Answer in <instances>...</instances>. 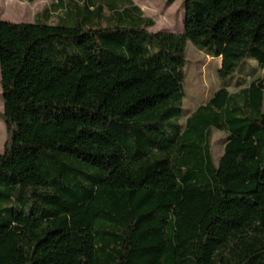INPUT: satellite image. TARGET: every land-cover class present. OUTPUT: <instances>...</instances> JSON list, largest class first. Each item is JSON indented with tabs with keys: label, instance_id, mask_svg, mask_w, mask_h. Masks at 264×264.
<instances>
[{
	"label": "trees",
	"instance_id": "trees-1",
	"mask_svg": "<svg viewBox=\"0 0 264 264\" xmlns=\"http://www.w3.org/2000/svg\"><path fill=\"white\" fill-rule=\"evenodd\" d=\"M183 3L181 32L132 0L0 18V264H264V79L227 82L264 70V0ZM188 41L224 85L181 123Z\"/></svg>",
	"mask_w": 264,
	"mask_h": 264
},
{
	"label": "rangeland",
	"instance_id": "rangeland-1",
	"mask_svg": "<svg viewBox=\"0 0 264 264\" xmlns=\"http://www.w3.org/2000/svg\"><path fill=\"white\" fill-rule=\"evenodd\" d=\"M140 7L143 14L154 21V26L149 28L152 32H175L183 29L184 22V3L182 0H174L168 3V0H132ZM55 0H36L29 2L26 0H0V18L2 21L11 23H33L44 19V11L50 8ZM63 11H50L47 20L50 24L57 23ZM256 63L253 60H246L245 65L240 67L235 75L227 80L232 83L229 91L235 92L238 87L233 83L238 81H248L253 74L264 79V70H255ZM220 67V60L211 56L205 49H200L192 45L189 41L186 43L185 62H184V80L183 90L185 97L183 99V117L192 112L197 106L204 104L216 89L224 85V82L218 78L217 71ZM3 111V100L0 77V113ZM262 111L264 112V105ZM226 133L213 130L211 144L214 157L217 159L222 152L223 140ZM6 140V131L3 120L0 118V152Z\"/></svg>",
	"mask_w": 264,
	"mask_h": 264
},
{
	"label": "crops",
	"instance_id": "crops-1",
	"mask_svg": "<svg viewBox=\"0 0 264 264\" xmlns=\"http://www.w3.org/2000/svg\"><path fill=\"white\" fill-rule=\"evenodd\" d=\"M183 1V0H182ZM135 3V2H134ZM136 4V3H135ZM137 5V4H136ZM182 31V29L180 30V31H175V32H181ZM170 32V31H169ZM220 60V59H219Z\"/></svg>",
	"mask_w": 264,
	"mask_h": 264
}]
</instances>
